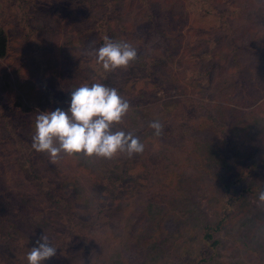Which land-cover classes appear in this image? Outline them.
<instances>
[{"label":"rangeland","instance_id":"374dc122","mask_svg":"<svg viewBox=\"0 0 264 264\" xmlns=\"http://www.w3.org/2000/svg\"><path fill=\"white\" fill-rule=\"evenodd\" d=\"M0 32V264L45 234L44 264H264V0H0ZM105 37L137 60L104 72ZM97 82L143 153L35 151L37 114Z\"/></svg>","mask_w":264,"mask_h":264},{"label":"clouds","instance_id":"9594fccd","mask_svg":"<svg viewBox=\"0 0 264 264\" xmlns=\"http://www.w3.org/2000/svg\"><path fill=\"white\" fill-rule=\"evenodd\" d=\"M96 63L104 72L127 69L138 58L137 49L125 41L114 42L109 37L94 51ZM130 104L114 87L103 83L83 84L71 91L69 107L39 112L35 118L32 148L57 163L62 156L81 155L87 158L111 160L120 154L131 158L144 151V144L131 132L114 130L123 123ZM160 136L163 125L156 120L149 124ZM264 202V191L259 193ZM57 248L45 234L26 255L27 264H44L56 256Z\"/></svg>","mask_w":264,"mask_h":264},{"label":"trees","instance_id":"16d2710c","mask_svg":"<svg viewBox=\"0 0 264 264\" xmlns=\"http://www.w3.org/2000/svg\"><path fill=\"white\" fill-rule=\"evenodd\" d=\"M8 53V42H7V35L4 32H0V57H5ZM7 81H9L8 83H6L7 87H10L11 89L14 88L13 85V81L11 79V76L8 75ZM221 224L219 223L217 225V227H213L212 225H208L206 228V232L204 234V240L206 242H211V244H215L216 241L213 240L214 238V232L220 228Z\"/></svg>","mask_w":264,"mask_h":264}]
</instances>
